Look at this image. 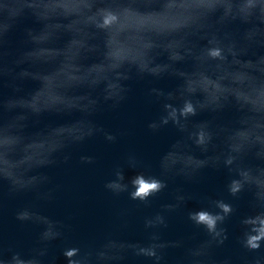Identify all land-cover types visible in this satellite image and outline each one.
<instances>
[{"label": "clouds", "instance_id": "obj_1", "mask_svg": "<svg viewBox=\"0 0 264 264\" xmlns=\"http://www.w3.org/2000/svg\"><path fill=\"white\" fill-rule=\"evenodd\" d=\"M25 15H31L41 27L26 29V46L9 63L6 37ZM45 33L48 38L42 44L37 37ZM65 36V43L58 46ZM41 47L54 55L37 56ZM260 49H264V0H119L115 6L111 0H0V79L9 77L17 93L21 91L20 81L32 80L39 85L28 95L0 98V180L7 181L13 192L38 190L48 178L33 174L35 169L53 164L56 154L68 144L101 131L87 118L99 104L93 91L101 89L103 100L115 106L125 98L123 82L131 78L133 70L141 76L168 74L181 84L167 94L152 89V94L167 102L163 104L165 114L149 127L157 130L171 122L185 139L172 146L176 149L181 145L179 150H171L162 158V171L190 178L204 167L227 168L233 174L227 186L229 193L235 197L248 189L253 194L252 206L261 209L241 221L245 229L242 247L257 252L264 245V54ZM164 54L167 62H158ZM90 55L98 60L84 63ZM189 60L190 70L177 67ZM65 65H71L70 78L61 75L57 93L75 102L34 104L46 84L44 77L60 72ZM79 88L90 91L76 94L74 90ZM228 107L238 113L234 123H190L199 112L221 113ZM72 111L81 112L83 118L71 125L25 134L33 117ZM58 128L76 131L50 136ZM107 139L114 137L108 135ZM37 144H44V149L37 150ZM192 145L205 157L194 155ZM249 158L260 163H248ZM82 159L91 162V158ZM130 161L134 166L133 159ZM115 176L105 187L115 194L128 191L122 172L117 170ZM131 186L130 199L147 205L166 184L138 174ZM39 198L51 199V193H39ZM184 199L177 195L176 204L164 205L161 212L144 219L146 242H117L106 235L98 243L65 248L67 264H124L129 257L162 264L172 248V242L160 233L168 226L164 213L175 211ZM210 205L217 211L205 208L189 213V220L203 226L208 239L183 247L181 264H206L211 249L227 239L220 225L234 209L223 200L211 201ZM17 219L45 226L41 246L29 258L19 253L8 259L0 256V264H43L47 242L63 235V225L29 208L20 211Z\"/></svg>", "mask_w": 264, "mask_h": 264}, {"label": "water", "instance_id": "obj_2", "mask_svg": "<svg viewBox=\"0 0 264 264\" xmlns=\"http://www.w3.org/2000/svg\"><path fill=\"white\" fill-rule=\"evenodd\" d=\"M117 5L119 0H111ZM41 27L31 15L22 17L8 33L6 49L9 55L6 61L11 63L15 56L23 50L26 29ZM48 34H42L37 40L42 44ZM67 36L57 42L62 46ZM203 43V42H201ZM264 54V49L258 50ZM37 56L49 57L54 55L49 49L41 47ZM98 60L90 55L86 64ZM158 62H167V55L158 57ZM183 70L191 69V61L177 65ZM71 65H65L60 72L44 77L46 84L37 93L33 103L43 106H53L59 103H74L58 95L57 87L61 75L69 76ZM21 91L17 93L9 77L0 79V98L7 99L14 95H28L39 85L32 80L18 82ZM127 89L125 98L118 105L104 101L101 89H96L92 95L99 98L97 110L87 118L101 131L76 143L68 144L55 156V162L46 167L35 169L33 174L46 176L47 182L38 190L13 192L7 181L0 180V256L10 258L19 253L29 258L33 250L40 247V235L45 226L31 220L21 221L17 214L25 208L33 209L40 216H46L63 225L60 238L47 242V252L42 257L43 264H67L64 250L70 246H82L89 242H100L106 235L113 240L146 242L147 232L143 227L146 217L161 212L164 205L176 204L177 195H183L184 201L171 212H165L167 227L160 230L163 239L172 242V248L165 255L162 264H181L183 247L193 245L208 239L203 226H196L189 220V213L201 209L217 211L210 202L223 200L230 203L233 213L226 218L220 227L227 233L223 245L213 247L210 259L206 264H219L240 235L244 226L241 221L254 215L261 209L252 206L253 194L245 189L233 197L228 191V184L233 174L222 165L219 167H204L194 176L186 177L179 174H164L161 168L162 158L171 150H179L181 145L172 146L177 141L185 139L182 133L171 122L157 130L149 127L153 122H159L165 114L164 97L152 94V89H158L165 94L174 92L181 81L175 76L164 74L159 77L138 75L135 70L131 78L124 81ZM76 94L89 92L87 88L74 90ZM178 103L177 101H172ZM238 113L234 107H228L221 113L208 111L199 112L190 118V123L214 121L216 123H234ZM83 118L79 111L45 112L39 117L29 120L26 135L38 131L67 126ZM74 128H58L50 136H58L65 132L73 133ZM114 137L108 140L107 136ZM243 135V134H242ZM37 150H43L44 144L34 145ZM191 151L199 158H204L194 145ZM84 157L91 158L86 162ZM130 158L133 159V166ZM251 164L259 161L249 158ZM119 170L124 176L123 183L128 184V191L113 193L105 185L116 179L115 172ZM138 174L155 177L162 180L166 187L155 196L150 197L147 205L130 199L129 192L134 190L131 180ZM51 193V199H40L39 193ZM124 264H152L142 258L129 257Z\"/></svg>", "mask_w": 264, "mask_h": 264}]
</instances>
